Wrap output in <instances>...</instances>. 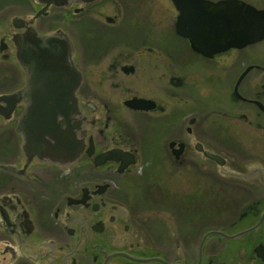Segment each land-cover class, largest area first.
Wrapping results in <instances>:
<instances>
[{
  "label": "flooded vegetation",
  "instance_id": "af4514ba",
  "mask_svg": "<svg viewBox=\"0 0 264 264\" xmlns=\"http://www.w3.org/2000/svg\"><path fill=\"white\" fill-rule=\"evenodd\" d=\"M9 1L22 4L0 24V96L26 81L12 19L43 7ZM219 1L185 0L179 25L172 0H71L29 23L70 38L86 124L74 160L51 162L48 146L23 150L32 101L0 99V264H264V38L210 51L197 11Z\"/></svg>",
  "mask_w": 264,
  "mask_h": 264
},
{
  "label": "water",
  "instance_id": "95a60500",
  "mask_svg": "<svg viewBox=\"0 0 264 264\" xmlns=\"http://www.w3.org/2000/svg\"><path fill=\"white\" fill-rule=\"evenodd\" d=\"M34 1L43 7L32 18L12 19L14 28H24L13 35L12 41L16 48V58L26 75L25 86L11 94L1 95L0 99L7 102L11 99H30L32 107H27L22 113L17 128L24 136L23 150L32 152V149H38L33 152L40 154L44 153V146H48L53 153L51 162L67 164L82 149L81 131L86 124L74 94L80 84L81 75L72 60L73 44L65 33H38L29 23L38 15L44 14L50 5L66 6L71 0ZM172 1L179 11L178 25L185 16L194 14L192 9L184 6L185 0ZM197 13L202 15V20L194 33L207 43L206 47L210 51L242 48L264 38V12L237 4L233 0L219 1L213 7L203 6ZM141 102L144 101L134 100L130 103L137 105ZM48 132L55 143L54 148L44 139ZM111 154L112 152L105 153L104 158H100L98 162L106 157L114 158ZM119 155L125 161L124 156ZM211 157L219 160L215 155ZM0 168L9 170L12 167L0 165Z\"/></svg>",
  "mask_w": 264,
  "mask_h": 264
},
{
  "label": "rangeland",
  "instance_id": "374dc122",
  "mask_svg": "<svg viewBox=\"0 0 264 264\" xmlns=\"http://www.w3.org/2000/svg\"><path fill=\"white\" fill-rule=\"evenodd\" d=\"M13 1V0H12ZM28 1V3L29 2H31L32 3V5H34L33 7H36L37 8V4L36 3H34V1L33 0H27ZM7 2H10V3H7ZM22 3L21 2H11V1H9V0H0V24H5V22L6 21H9L10 22V16H8L7 14H5L6 13V11L5 10H8V9H10V8H12L13 6H18V5H21ZM133 3L132 2H130V7H131V5H132ZM129 7V8H130ZM116 8L117 7H115L112 3H110V5H108V6H106L104 9H105V11L106 12H109V13H112V11L113 10H116ZM32 13H33V11H32ZM5 14V15H4ZM55 24H57L56 22H48V25H52V27H54L55 26ZM9 25H10V23H9ZM156 144V143H155ZM157 146L158 145H156L155 146V152H157L158 151V149H157ZM145 162V160H142V162H141V164H142V166H146V162ZM139 174V173H138ZM157 177H159V179H160V186H162V187H166V188H168L169 190H171L172 191V188L170 187V185L167 183V175H160V176H157ZM143 178V177H142ZM151 180H152V178H149V179H147V181L148 182H151ZM173 182V181H172ZM172 185H173V189H175L176 191H178L179 190V188H180V186L181 185H183V183H181V182H179L178 183V181H176V180H174V182L172 183ZM186 186V185H185ZM165 188V189H166ZM184 188V187H183ZM192 189L193 188H190V190L192 191ZM207 190H209V188H207ZM212 193V192H211ZM229 194H231V193H223V200H225L226 199V196H227V199L229 198ZM212 195H214L215 197L214 198H216V195H215V193L213 192L212 193ZM200 197H202V200H203V203H202V208H201V212L203 211L204 213L206 212V214H208V215H212V211H213V208L211 209V207H214V204L213 203H206V202H204V200H205V198H203V196H202V192L199 194V193H196V197L193 199V202L194 203H197L198 204V201H199V199H200ZM207 198H208V195H207ZM208 200H210V198H208ZM215 200V199H214ZM207 205V206H206ZM226 205H224V207H225ZM206 207V208H205ZM193 215V213H191V216Z\"/></svg>",
  "mask_w": 264,
  "mask_h": 264
}]
</instances>
